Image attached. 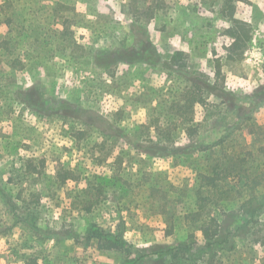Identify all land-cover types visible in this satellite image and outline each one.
Wrapping results in <instances>:
<instances>
[{
  "label": "rangeland",
  "instance_id": "obj_1",
  "mask_svg": "<svg viewBox=\"0 0 264 264\" xmlns=\"http://www.w3.org/2000/svg\"><path fill=\"white\" fill-rule=\"evenodd\" d=\"M231 5L252 37L237 61ZM203 79L215 94L187 123ZM216 171L228 244L207 248L190 214ZM252 197L264 204V0H0V264H264V209L237 230ZM96 226L124 231L125 251L100 250Z\"/></svg>",
  "mask_w": 264,
  "mask_h": 264
},
{
  "label": "trees",
  "instance_id": "obj_2",
  "mask_svg": "<svg viewBox=\"0 0 264 264\" xmlns=\"http://www.w3.org/2000/svg\"><path fill=\"white\" fill-rule=\"evenodd\" d=\"M229 17L232 22L231 28L228 30L227 35L231 40V46L229 47L230 52V59L232 61H237L239 59L235 58L232 54L238 53L239 51L244 52L248 44L251 42V28L250 25L242 20L236 19V11L234 6H229ZM147 43L149 40L147 39ZM5 45H9V40H4ZM216 55L218 53H215ZM179 56H184V53H177L171 61V66L177 67L178 70H182L185 68L184 64H180L178 59ZM242 56V55H241ZM242 59V57H240ZM153 62V61H152ZM219 63V61H218ZM220 66V63L218 64ZM201 90V97H198L194 94V96H189L185 107L183 108L182 119L187 123H195L196 116L199 114L200 107H204L206 103V95L208 94H215L213 93V89H211V83L206 80H201V82L197 86ZM213 88V87H212ZM34 90L33 87L26 88L25 91L28 94V101L29 104H34V101L30 95ZM83 114L77 112V116L79 115V119L81 123L84 125H93L100 133L107 134L114 128H118L115 126L108 118L102 116L100 113L91 110H82ZM198 112V114H197ZM188 133L191 136H194L197 133V129L190 128ZM174 144V143H173ZM173 149H170L171 146L163 141H158L154 143L150 141V143L145 147L149 151H146L148 154H155L150 153L153 150H160L162 152V156L167 154H179L183 151L184 148L179 145H172ZM41 175V174H40ZM66 180V179H65ZM63 184L65 181L63 180ZM225 187L223 186L220 173L218 171L214 172V175H207L202 174L200 175V185L197 189L196 193V210L190 214L192 218V224L196 226V230L199 233V237H201L202 241L206 245L207 248H213L220 244H228L227 241L222 240L224 234V222L226 223V217L230 216V205L228 204L229 194L225 191ZM2 195L8 199V195L5 191H1ZM17 205H13L16 208ZM264 209V204L258 202L257 197H252L251 200L245 201L241 207L240 212L242 216H245L248 219L245 227H240L237 230L245 229L247 225L255 219L258 213H260ZM91 212V210H89ZM188 217V218H190ZM223 222L221 218H223ZM225 220V221H224ZM95 233L93 231V235L91 239L98 240V247L100 250L105 251H125L127 242L125 239V232L124 231H104L102 228L94 227ZM233 233V232H231ZM237 234V231L234 233ZM161 238H168L172 236V231H157V236ZM190 240L193 244H196L198 241V237L192 236ZM160 249H163L160 247ZM172 249L170 250V252ZM158 253V251H157ZM168 253V252H167ZM128 264H137L139 263L144 257L141 256L139 258L135 257L133 260L132 253H127ZM26 264H39V261L34 258H28L26 260Z\"/></svg>",
  "mask_w": 264,
  "mask_h": 264
}]
</instances>
